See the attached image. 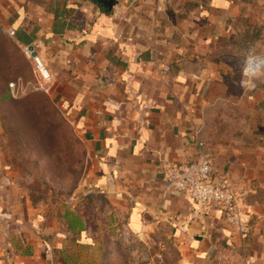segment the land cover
I'll list each match as a JSON object with an SVG mask.
<instances>
[{
  "label": "crops",
  "instance_id": "1",
  "mask_svg": "<svg viewBox=\"0 0 264 264\" xmlns=\"http://www.w3.org/2000/svg\"><path fill=\"white\" fill-rule=\"evenodd\" d=\"M241 20L264 38V0H0V24L43 58L85 147L93 210L130 234L166 233L176 264H264V80L246 90L234 75ZM197 140L240 197L245 235L168 185ZM95 229L81 209L35 205L0 148V264H104Z\"/></svg>",
  "mask_w": 264,
  "mask_h": 264
},
{
  "label": "rangeland",
  "instance_id": "2",
  "mask_svg": "<svg viewBox=\"0 0 264 264\" xmlns=\"http://www.w3.org/2000/svg\"><path fill=\"white\" fill-rule=\"evenodd\" d=\"M238 26V37L227 51L233 50L236 78L242 75L245 49L253 52L250 55L264 54L263 26L248 20H241ZM251 31L253 39L241 38L242 33ZM256 75L254 79L262 83L264 67ZM11 83H15L14 91ZM36 85L31 62L0 24V148L18 186L47 211L66 206L83 210L104 242V264H176L178 250L166 233L130 234L122 225L108 227L111 222L102 209L93 210L86 194L89 159L85 147L72 122L46 92L35 89ZM218 122L212 121L205 129L211 140L217 137L214 126Z\"/></svg>",
  "mask_w": 264,
  "mask_h": 264
},
{
  "label": "built area",
  "instance_id": "3",
  "mask_svg": "<svg viewBox=\"0 0 264 264\" xmlns=\"http://www.w3.org/2000/svg\"><path fill=\"white\" fill-rule=\"evenodd\" d=\"M13 35V28H3ZM22 51L31 62L36 79L35 89L43 90L47 94L52 88V74L43 58L30 49L29 45L22 44ZM264 67V54L248 55L242 71L241 85L246 90H255L257 82L254 79ZM168 70V67L166 68ZM15 83H11L12 91ZM14 93V92H13ZM166 181L171 187L187 193L197 205V212L217 208L221 210L226 222L235 228L241 235L248 231V223L244 219L243 205L231 183L218 175L210 153L205 150V144L197 140V155L193 160L182 161L166 170Z\"/></svg>",
  "mask_w": 264,
  "mask_h": 264
},
{
  "label": "water",
  "instance_id": "4",
  "mask_svg": "<svg viewBox=\"0 0 264 264\" xmlns=\"http://www.w3.org/2000/svg\"><path fill=\"white\" fill-rule=\"evenodd\" d=\"M101 3H104V5H106L108 8H111L113 6V4L115 3V0H98ZM30 49L33 50V47L31 45H29ZM36 52L34 51V54Z\"/></svg>",
  "mask_w": 264,
  "mask_h": 264
},
{
  "label": "trees",
  "instance_id": "5",
  "mask_svg": "<svg viewBox=\"0 0 264 264\" xmlns=\"http://www.w3.org/2000/svg\"><path fill=\"white\" fill-rule=\"evenodd\" d=\"M3 28V27H2ZM25 55V54H24Z\"/></svg>",
  "mask_w": 264,
  "mask_h": 264
}]
</instances>
